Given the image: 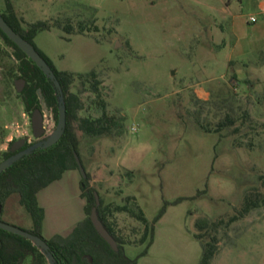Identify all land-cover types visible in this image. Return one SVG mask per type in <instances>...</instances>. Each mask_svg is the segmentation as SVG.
<instances>
[{
    "label": "rangeland",
    "instance_id": "374dc122",
    "mask_svg": "<svg viewBox=\"0 0 264 264\" xmlns=\"http://www.w3.org/2000/svg\"><path fill=\"white\" fill-rule=\"evenodd\" d=\"M12 3L28 24L70 19L76 29L80 23L86 27L82 35L42 32L35 44L60 71L96 70L107 110L120 118L123 131L113 137L78 133L90 185L104 202L123 205L132 196L153 221L165 202L186 199L168 207L155 226L149 256L137 264H199L202 244L194 238L195 223L204 218L225 222L211 264H264V204L231 222L245 194L260 187L258 178L264 176V15L257 0ZM4 8L0 0V11ZM13 63L0 66V153L14 139L37 141L32 117L5 76ZM84 100L89 106L91 100ZM40 101L44 116H50ZM90 113L99 115L94 108ZM227 114L236 126L216 134ZM81 178L79 169L69 170L40 192L48 214L46 236L67 235L85 218ZM2 220L32 230L18 195L6 202ZM113 220L127 242L125 254L141 255L147 248L140 242L144 225L127 213ZM23 264H32V257Z\"/></svg>",
    "mask_w": 264,
    "mask_h": 264
},
{
    "label": "trees",
    "instance_id": "16d2710c",
    "mask_svg": "<svg viewBox=\"0 0 264 264\" xmlns=\"http://www.w3.org/2000/svg\"><path fill=\"white\" fill-rule=\"evenodd\" d=\"M1 1H3L5 8L0 13L7 23L33 45L54 70L66 102L67 126L63 137L57 144L45 150H36L30 156H26L15 163L0 176V221H3L2 216L8 199L13 195H18L20 205L32 219L30 233L43 238L49 244L57 264H137L139 258L148 255L155 238V226L166 214L168 207L178 205L186 199L178 198L172 203L165 202L153 221H150L132 196L126 197L123 205L106 204L101 194L90 185V175L86 172L87 178L82 177L80 182L81 197L85 200V218L76 225L68 236L56 234L49 239L44 236L45 210L40 206L38 195L54 182L60 181L67 171L79 169L76 160V155L81 160V142L78 133L81 132L90 138H110L120 134L123 131V126L120 118L107 110V103L103 98L101 88L103 81L96 70L85 74L60 71L35 44V39L39 33L54 29L68 35H82L87 31L83 23L78 25V29L70 19L65 22L56 19L51 23L38 21L28 24L22 17L18 16L12 0ZM95 32H99L98 27H95ZM0 38L3 40V45L0 46V66L5 65L10 60L14 61L13 65H8L5 73L7 82L15 85L16 80L26 81L23 91L17 93L25 111L32 117L37 108H42L40 98H43L57 125L58 102L52 82L1 29ZM85 96L91 100L89 106H86ZM93 108L99 112L98 116H93L90 113ZM231 126H236V121L232 115L227 114L225 120L218 123L215 133H222L225 128ZM238 130L236 128L237 132ZM206 132L210 133L208 129ZM15 141L16 139L10 142L8 149L0 153V162L13 155L9 148ZM127 176L131 178L133 172H128ZM258 180L261 186L245 194L243 205L238 215L231 219V222L243 218L264 204V176H259ZM95 192L98 193L101 201L98 208L99 218L118 242V252L113 251L110 245L101 238L91 221L90 215L96 205ZM117 213H127L145 227L140 242H147V248L135 259H131L125 254L124 246L127 242L118 235L115 229L116 223L113 217ZM223 225H225L223 220L210 222L205 218L199 219L195 223L199 233L194 234V238L202 244V257L199 264H211V261L218 254L220 240L217 234ZM29 257H32V264H48L46 257L31 241L0 229V264H23Z\"/></svg>",
    "mask_w": 264,
    "mask_h": 264
},
{
    "label": "water",
    "instance_id": "95a60500",
    "mask_svg": "<svg viewBox=\"0 0 264 264\" xmlns=\"http://www.w3.org/2000/svg\"><path fill=\"white\" fill-rule=\"evenodd\" d=\"M0 29L3 33L16 44L28 57L31 59L36 66L41 69L44 75L52 82L54 89L56 90L57 102H58V122L55 130L51 133L46 134L44 128V114L43 111L37 108L32 114V130L33 136L37 140L35 143L29 145L26 149L11 157L0 162V176L9 168H11L15 163L20 161L26 156H30L38 149H48L55 144H57L63 137L66 126H67V109L66 102L63 94V90L60 82L58 81L56 74L48 62L40 55L36 48L26 39H24L20 34H18L4 19L0 13ZM25 80H16L15 87L18 93H21L25 87ZM29 141L28 137H24L16 140L9 148L10 152L15 153L16 151L23 148ZM76 160L79 165L80 172L84 179L87 178V173L82 165V162L78 155H76ZM96 205L92 209L90 218L97 231V233L104 239L112 248L113 251H119V244L114 239V237L105 228L103 222L100 220L98 215V208L101 205L100 197L97 192H95ZM0 229L5 230L9 233L21 236L29 241L39 249V251L46 257L48 264H57L54 254L52 253L49 244L41 237L36 236L28 231L22 230L18 227L0 221Z\"/></svg>",
    "mask_w": 264,
    "mask_h": 264
},
{
    "label": "crops",
    "instance_id": "0c3cea01",
    "mask_svg": "<svg viewBox=\"0 0 264 264\" xmlns=\"http://www.w3.org/2000/svg\"><path fill=\"white\" fill-rule=\"evenodd\" d=\"M240 1H244V0H240ZM228 7H230V6H228ZM257 8H258V10H259V12H260V14L261 15H264V0H257ZM63 179V178H62ZM61 179V180H62ZM45 190V189H44ZM38 200H39V203H40V206L42 207V208H44V210H45V220H44V225H43V234H44V236L47 238V239H49V238H51L52 236H54V235H56V234H59V233H55V234H52L50 237H48V236H46V232H47V227H46V225H47V220H48V214H47V211H46V208L44 207V206H42L41 205V200H40V193H39V195H38ZM82 221V220H81ZM74 229V228H73ZM72 232V231H71ZM70 234V233H69ZM69 234H67V235H63V234H59V235H62V236H68ZM149 254V253H148ZM147 256H149V255H147Z\"/></svg>",
    "mask_w": 264,
    "mask_h": 264
},
{
    "label": "built area",
    "instance_id": "2783aa9c",
    "mask_svg": "<svg viewBox=\"0 0 264 264\" xmlns=\"http://www.w3.org/2000/svg\"><path fill=\"white\" fill-rule=\"evenodd\" d=\"M249 21L250 22H255L256 18L255 17H250ZM48 115L44 116V127H45V130H46V134L51 133L53 131L54 126H55V124L53 122L54 121V117H53L52 112L50 111V116H48ZM132 130L134 132H136V128L135 127H133Z\"/></svg>",
    "mask_w": 264,
    "mask_h": 264
},
{
    "label": "flooded vegetation",
    "instance_id": "af4514ba",
    "mask_svg": "<svg viewBox=\"0 0 264 264\" xmlns=\"http://www.w3.org/2000/svg\"><path fill=\"white\" fill-rule=\"evenodd\" d=\"M45 128V127H44ZM28 137V136H27ZM36 142V141H35ZM35 142H27V144L23 147V148H21L20 150H18V151H16L15 153H13V152H11V153H13V154H16V153H18V152H21V151H23L24 149H26L29 145H31V144H33V143H35Z\"/></svg>",
    "mask_w": 264,
    "mask_h": 264
}]
</instances>
